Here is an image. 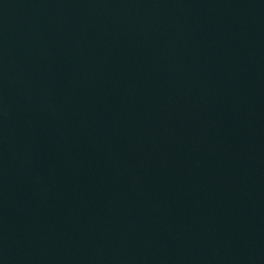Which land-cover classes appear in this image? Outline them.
Returning a JSON list of instances; mask_svg holds the SVG:
<instances>
[{"label":"water","instance_id":"obj_1","mask_svg":"<svg viewBox=\"0 0 264 264\" xmlns=\"http://www.w3.org/2000/svg\"><path fill=\"white\" fill-rule=\"evenodd\" d=\"M0 264H264V0H0Z\"/></svg>","mask_w":264,"mask_h":264}]
</instances>
